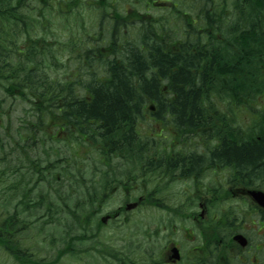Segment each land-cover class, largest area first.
<instances>
[{"label":"trees","instance_id":"obj_1","mask_svg":"<svg viewBox=\"0 0 264 264\" xmlns=\"http://www.w3.org/2000/svg\"><path fill=\"white\" fill-rule=\"evenodd\" d=\"M30 1L0 0V89L30 104L45 135L59 136L63 126V138L74 143V152L122 144L131 160L134 155L140 159L153 142L138 134L136 121L154 102L151 113L161 119L170 115L175 127L187 133L202 129V145H217L202 160L209 155L232 167L241 186L264 185V0H165L172 6L160 20H137L138 14L121 17L111 1L108 32L104 26L93 32L84 26L63 34L62 42L48 27L55 6H66L62 11L67 15L81 7V0H32L33 7ZM93 1L89 5L105 17L103 6L110 0ZM236 107L251 117L240 121ZM24 128L17 132L19 157L11 173L19 175V168L28 164L29 173L42 175L39 180L48 170L58 180L55 168H42L41 156L35 158L24 143L34 133H24ZM22 181L6 185L12 196H21L19 205L42 209L50 221L59 211L68 213L73 223L65 225V246L59 252L60 257L66 251L73 254L81 236L73 227L82 213L64 199L58 206L47 191L35 193V183H26L24 190ZM99 201V196L83 198L86 223ZM0 207V247L20 264H55L56 259H36L23 246L30 236L18 234H26L31 223L17 216L19 206H12V198L0 200Z\"/></svg>","mask_w":264,"mask_h":264},{"label":"flooded vegetation","instance_id":"obj_2","mask_svg":"<svg viewBox=\"0 0 264 264\" xmlns=\"http://www.w3.org/2000/svg\"><path fill=\"white\" fill-rule=\"evenodd\" d=\"M149 116L152 128L145 134L141 126L144 115L136 121L138 134L147 135L153 142L141 151L140 159L134 155L131 160L122 144L86 149L91 153V178L85 177L83 166V175L73 173L70 179L76 185L74 191H78L74 195L99 196L107 209L94 213H103L102 225L92 223L87 229L78 228L82 233H77L81 236L76 240L96 239L102 229L117 232L120 240H135L142 251L136 257L115 249L100 258L103 264H264V206L247 195L246 187L232 176V167L209 155L202 160L207 149L216 150L217 145H202V129L187 133L175 127L170 115L162 119L154 113ZM62 130L63 126L59 136L45 135L39 123L28 122L25 131H41L43 137L28 135L23 139L35 148L45 145L46 154L56 156L60 180L61 149L49 143L65 141L70 145L60 137ZM100 151L104 153L101 159ZM73 163L74 167L80 166L78 161ZM146 206L165 211L166 218L160 219L154 229L135 224L127 230L135 214ZM161 235L164 245L156 250L152 244L157 245L155 240ZM238 236L244 240H238Z\"/></svg>","mask_w":264,"mask_h":264},{"label":"rangeland","instance_id":"obj_3","mask_svg":"<svg viewBox=\"0 0 264 264\" xmlns=\"http://www.w3.org/2000/svg\"><path fill=\"white\" fill-rule=\"evenodd\" d=\"M65 1L68 2L69 0ZM111 1H116V5H118L119 8V15H122L121 17L126 15L138 14L139 17L137 20H149L151 18H157L158 20H160L161 18H167V13L165 8H162L163 6L150 7L146 3L147 0H110L107 2L108 6H103L105 8L104 12H107V15L105 17H101L102 12H97V10L93 8V5H89L90 3L94 2L93 0H81V7L79 9L75 8V12H68L67 15H65L63 11L60 10V6H58L57 4L55 6V15L51 16L53 17V21L49 23L48 27L51 28L54 34L57 33V39L59 40V42L66 40V37L63 34H70L69 32L81 31L84 26H86L85 29H88L90 32H93L96 29V26H104L106 28L104 29V31L108 32L109 30L107 27H109L110 23L112 22V20L109 19V16L113 12V3ZM171 3L172 2H170L169 5ZM30 4L33 7L32 0L30 1ZM188 4L193 3L189 2ZM61 7L62 9H64V11L67 8L66 6L62 5ZM91 7L92 9H89ZM184 10L186 11L187 9L184 8ZM36 16H38V14H36ZM128 20L135 21L132 19ZM156 26H158V24H156ZM65 28H67V30ZM129 31L131 32V29ZM129 31L128 33H130ZM47 34H51V31H48ZM131 34L135 35L134 32H131ZM0 98L2 99V103L0 104V141H2L0 142V200L12 198V206H19V208H17V216L20 217L23 223H31L30 225L27 223L29 227L26 230V234H23L25 231H21L18 234V237H25V239L27 236H30L27 244H24L23 246H25V248L28 249L30 253H33L34 251L36 259L45 261H52L56 259L55 264H103V261L100 258H102L103 255L112 253L115 249H121L123 254L126 256L137 257L139 254L142 255V251L136 245L135 240H120L118 239V236L120 234H117V232L107 233L106 230L101 229L100 231H102V233H100V237L96 239H84L83 241L76 242L75 249H77L78 254H80L79 256H76V254L69 253L65 250L66 252H63L60 257L59 250H62L65 246V244L63 243V230L65 229V225L67 223H73L72 219L68 216V213L59 211V213L57 214V218L59 219L55 218L54 220L50 221L48 215H44L42 209L36 207L29 209L23 205H19L18 203L21 196H12V192L6 191V185L10 186L13 182H15V179L17 182L23 180L20 186L23 187L24 190L26 189V183H29L31 173L28 172V166H22L20 168L19 175H14L11 173L12 166H14V164L17 162V155L19 156V153L17 152L13 155L11 142L12 139L18 138L17 132L19 131L20 127L27 125V122H25V120L38 123V116L33 115L31 106L28 102L22 101L18 97L14 98L12 95L4 92V90L2 89H0ZM229 101L232 100L229 99ZM238 109L239 108L236 107L235 110H237L240 121L246 120L251 117L250 112H248L247 110ZM143 115L144 117L142 118L141 126L143 133L145 134L146 131H148L152 127L151 120L149 119V113L146 111L143 113ZM62 136L63 134L60 137ZM37 137H43L41 131H37ZM49 145L53 147H55L56 145L61 149L62 160L59 165L61 166V169L68 167L69 170L66 174L64 171L65 177L62 181L57 180L56 182V180L52 178L49 180L50 182H42L36 184L35 193H38L41 190L47 191L55 200L54 202L58 204V206L61 205L62 199H64L67 202L69 208L72 207L73 209L78 210V213H82V219L80 223L81 227L91 225L92 221L86 223L84 212L81 210L83 200L82 196L74 195V193L78 194V191H74L76 185H74L71 179L70 181L67 179L72 176V173H82L83 175L84 172L82 171V166L85 167L86 170L85 177L91 178V153L84 152V149L77 150V156L80 159V166L74 167L72 164L76 163H72L69 166V164L66 162V158H70L72 162L75 160V155H73V153L75 154L74 149L72 151L73 143L67 145L65 141H51ZM38 146L39 144L37 145V148H35L34 153L41 155L42 147ZM83 154L84 156L81 158ZM51 158L56 159V156L52 155ZM30 185H33V183H30ZM27 187L30 186L27 185ZM24 190L22 192H24ZM59 194L63 196H59ZM105 207L106 206L103 205L102 209L104 210ZM23 208H25V210ZM95 208H98V206ZM99 208H101V206H99ZM65 209H68V207H66ZM0 210H3V208L0 207ZM100 212L103 211L101 210ZM165 213V211L157 208L149 206L142 207V209L135 214V217L132 218V221L128 223L127 230H131L135 224H137L138 226H142V228L148 226V229H154L155 225L159 223L160 219L166 218ZM102 214L103 213L99 214L98 219L91 220H93L97 225L98 220L100 221ZM98 225H101V222H99ZM80 226L79 219H76L75 226L73 227L76 233H82L78 229L80 228ZM164 233L165 232H163L162 234L164 235ZM115 235L116 238L113 239L112 237ZM163 235H161L158 240H155L157 242V245L152 244L156 250H160L164 245V240H162ZM0 264L20 263L15 260L13 255L9 254L2 247H0Z\"/></svg>","mask_w":264,"mask_h":264},{"label":"water","instance_id":"obj_4","mask_svg":"<svg viewBox=\"0 0 264 264\" xmlns=\"http://www.w3.org/2000/svg\"><path fill=\"white\" fill-rule=\"evenodd\" d=\"M250 193L253 196H262V199L264 200V192L260 190H251Z\"/></svg>","mask_w":264,"mask_h":264},{"label":"bare ground","instance_id":"obj_5","mask_svg":"<svg viewBox=\"0 0 264 264\" xmlns=\"http://www.w3.org/2000/svg\"><path fill=\"white\" fill-rule=\"evenodd\" d=\"M260 32H264V30H261ZM260 32H259V31H256V33H255V34H259Z\"/></svg>","mask_w":264,"mask_h":264}]
</instances>
